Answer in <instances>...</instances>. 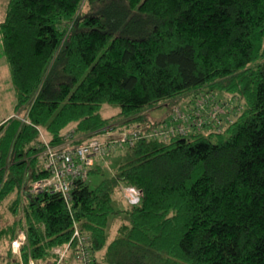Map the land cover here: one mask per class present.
Wrapping results in <instances>:
<instances>
[{"label":"trees","instance_id":"obj_1","mask_svg":"<svg viewBox=\"0 0 264 264\" xmlns=\"http://www.w3.org/2000/svg\"><path fill=\"white\" fill-rule=\"evenodd\" d=\"M0 36L17 103L0 125V202L15 193L18 216L0 237L11 246L26 232L24 263L67 243L76 223L103 253L97 264H264V0H8ZM198 90L244 107L223 132L230 108L219 104L217 127L126 146L112 177L76 182L70 204L32 192L49 176L46 145L68 127L82 142ZM105 104L120 112L103 118ZM127 187L140 201L124 212L112 197Z\"/></svg>","mask_w":264,"mask_h":264},{"label":"built area","instance_id":"obj_2","mask_svg":"<svg viewBox=\"0 0 264 264\" xmlns=\"http://www.w3.org/2000/svg\"><path fill=\"white\" fill-rule=\"evenodd\" d=\"M206 96L200 94L199 99L188 106L187 111L177 108L168 120L153 128L149 124L140 123L125 124V127L121 128L112 124L82 142H76L78 138L67 133L63 144L54 147L46 145L43 155L47 158L45 168L49 170V176L35 182L32 192H42L45 189L55 194L58 192L64 201L70 204L76 182L87 181L94 166L116 150L126 146L133 147L144 138L167 141L178 135L185 136L189 134L191 127L200 130L212 120L216 125L221 124L219 116L225 112L224 108L215 101V97L211 100ZM126 194V199L131 205L140 201L137 188L128 187ZM74 225L67 243L54 247L45 258L35 260L30 257L25 263L21 261V264H97L90 236L82 233L79 225ZM26 236L24 231L15 238L11 246L13 253L22 254Z\"/></svg>","mask_w":264,"mask_h":264},{"label":"rangeland","instance_id":"obj_3","mask_svg":"<svg viewBox=\"0 0 264 264\" xmlns=\"http://www.w3.org/2000/svg\"><path fill=\"white\" fill-rule=\"evenodd\" d=\"M8 91L9 89L8 90L6 89V92ZM208 92L209 91H205V90H198V92L194 94L192 92H188L186 95L181 97L180 100L177 99L176 101H174L173 104L166 103L163 108H157V107L148 108L144 112L146 122H143L142 124H146V125L149 124L151 128L159 124L162 125V122H165L166 119H169V117L172 116L175 109L178 108V104H179V108L181 107L182 110H186V104L188 103V101H191V100L195 101L196 99H199L200 94H202L205 96L207 95L206 97L211 100L213 99V97H215V100L218 102V104L224 107H226L227 105L230 108V110L226 112L227 114H230V115L228 117L227 116L223 117V123L221 126V131L223 132V130H226L228 125L230 124L229 120L233 121L234 123V121L238 118V114L240 113V111H238V109L240 108L239 104H241L242 107H244V100L240 98V96H237L234 94L230 95V94L222 93V92L221 93L217 92L215 94V92L214 93H208ZM16 105L17 103H16L15 94H13L12 89L10 88V96L7 95L5 97L0 98V118L11 116V114H13L14 112V107ZM119 112L120 110L118 108L110 104L102 105L100 108L101 116L105 119L113 118ZM20 116L23 119H26V113L24 112V110L20 113ZM125 123H130L132 125L133 123H136V122H133V121L125 122L123 119L121 120L117 119V120H114L110 124L118 125L119 128H121L122 126L125 127ZM69 128H72V126L68 127V129ZM68 129H66L65 132H67ZM42 136L45 138L44 141L47 142L48 136L45 133V131L41 135V140H42ZM211 140L213 142H218L219 139L217 136H213ZM126 148L127 147H123L122 149L116 150L114 153L111 154V156L107 157L103 161H100L98 165L96 164L94 166L93 169L99 168L101 169L100 171L102 172H100L99 174L94 173V174L89 175V177L87 178L88 179L87 184L89 188H94L95 186L99 185L103 180L112 177V174L115 173V170L118 164V160H119L118 157L122 156V153L126 150ZM127 188H124V189L120 188L119 190H116L114 192L113 197H112V201H113L112 206L115 209L121 210V211L123 210L125 212V210H128V208L130 207L129 202L126 199L127 194L125 195V191ZM15 198H16V194L13 193L10 197L0 202V232H1V228L12 225V223L18 218V216L13 215L10 209L11 203L15 200ZM132 206L134 205H131V207ZM125 217H126V214L121 213L120 215L114 216V218L110 219V222H109L110 225L107 230V235L109 236V240H112L114 238V236L116 235L115 233H116L117 228L121 225V222L124 221ZM21 232H24V231H19L18 235ZM12 243H11V246H12ZM11 246H10L9 239L6 236L0 237V264H14L17 262L21 263V261H23L22 254L20 252L13 253ZM102 254L103 253L95 254V258L99 259V257Z\"/></svg>","mask_w":264,"mask_h":264},{"label":"crops","instance_id":"obj_4","mask_svg":"<svg viewBox=\"0 0 264 264\" xmlns=\"http://www.w3.org/2000/svg\"><path fill=\"white\" fill-rule=\"evenodd\" d=\"M8 4V0H0V23L3 21L4 17H5V10ZM10 88L12 89L13 94H15V98H16V92L14 90L11 78H10V70L8 68L7 65V60L6 58H4V54H3V47H2V38L0 36V98L1 97H5V96H10ZM6 89L9 91L6 92ZM15 109V107H14ZM14 112L13 114H11V116L8 117H1L0 118V125L2 123L7 122L9 119L13 118ZM214 127H217V125H215ZM66 131V130H65ZM70 131V128L67 130V132ZM64 132L63 134L67 133ZM66 135V134H65Z\"/></svg>","mask_w":264,"mask_h":264},{"label":"bare ground","instance_id":"obj_5","mask_svg":"<svg viewBox=\"0 0 264 264\" xmlns=\"http://www.w3.org/2000/svg\"><path fill=\"white\" fill-rule=\"evenodd\" d=\"M43 156H45V155H43ZM45 158H46V156H45ZM129 202V201H128ZM130 204V203H129ZM131 205V204H130Z\"/></svg>","mask_w":264,"mask_h":264}]
</instances>
